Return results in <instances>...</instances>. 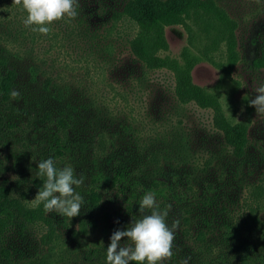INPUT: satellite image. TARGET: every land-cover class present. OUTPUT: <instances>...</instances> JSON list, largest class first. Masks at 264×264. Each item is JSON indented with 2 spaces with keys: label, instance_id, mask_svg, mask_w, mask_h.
Segmentation results:
<instances>
[{
  "label": "trees",
  "instance_id": "trees-1",
  "mask_svg": "<svg viewBox=\"0 0 264 264\" xmlns=\"http://www.w3.org/2000/svg\"><path fill=\"white\" fill-rule=\"evenodd\" d=\"M77 13L42 35L0 0L1 107L21 102L28 120L42 116L41 161L84 177L70 221L33 208L22 182L0 186V252L10 264H106L111 234L140 218L151 191L161 210L171 206L168 225L180 221L164 264H264V180L249 172L264 166V144L192 75L202 59L230 75L239 53L228 15L207 0H79ZM172 24L189 36L178 56L166 52ZM259 64L264 74V56ZM32 183L38 192L44 180Z\"/></svg>",
  "mask_w": 264,
  "mask_h": 264
},
{
  "label": "rangeland",
  "instance_id": "rangeland-1",
  "mask_svg": "<svg viewBox=\"0 0 264 264\" xmlns=\"http://www.w3.org/2000/svg\"><path fill=\"white\" fill-rule=\"evenodd\" d=\"M227 14L233 24L239 59L233 65L230 75L225 76L213 62L202 59L192 70L193 80L201 85L218 90L223 111L227 116L239 121L246 120L249 134L259 144H264V117L256 116L254 109L248 107V101L255 95L253 88L264 83L263 67L259 64L264 56V0H207ZM197 38L194 42L203 46L208 42L204 32H198V26L191 23ZM168 52L178 56L182 48L189 44L188 32L182 24L166 27ZM225 45L220 42L211 57L216 62L224 61ZM25 80V79H23ZM19 104V105H18ZM21 102L16 107H1L7 123L0 129V186H12L22 182L30 187V202L37 194L32 181L37 177L38 164L42 156L48 155L44 148L48 134L43 130V118L31 116V121L23 110ZM245 111L241 112V108ZM188 109V108H187ZM204 113V117H205ZM42 115V114H41ZM208 115V114H207ZM206 123V121H205ZM9 126V127H8ZM254 178H263L264 166L249 171ZM0 264H10L0 252Z\"/></svg>",
  "mask_w": 264,
  "mask_h": 264
},
{
  "label": "clouds",
  "instance_id": "clouds-1",
  "mask_svg": "<svg viewBox=\"0 0 264 264\" xmlns=\"http://www.w3.org/2000/svg\"><path fill=\"white\" fill-rule=\"evenodd\" d=\"M259 3L260 0H255ZM26 13L23 24L32 32L48 35L51 25L58 21L71 22L78 13L79 0H12ZM67 18V19H66ZM254 97L248 101V107L255 115L264 117V83L254 86ZM13 100L20 92L12 90ZM245 111L242 107L241 112ZM37 176L43 178L42 189L31 200L33 208L43 205L45 214L57 213L69 221L78 215L84 203V197L76 191L84 183V177L77 178L71 166L57 168L51 157L38 164ZM75 186V187H74ZM171 206L161 210L154 192H147L139 201L140 218L132 220L123 230L116 229L110 236L106 247V264H164L173 256L175 232L180 221L174 220L171 226L166 222ZM119 223V221H116ZM122 241H127L122 245ZM190 257L182 259L180 264H189Z\"/></svg>",
  "mask_w": 264,
  "mask_h": 264
}]
</instances>
